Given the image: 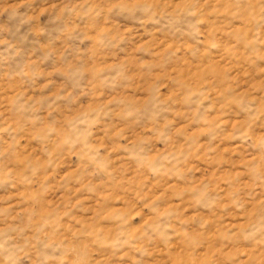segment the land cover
I'll list each match as a JSON object with an SVG mask.
<instances>
[{"label": "rangeland", "instance_id": "obj_1", "mask_svg": "<svg viewBox=\"0 0 264 264\" xmlns=\"http://www.w3.org/2000/svg\"><path fill=\"white\" fill-rule=\"evenodd\" d=\"M0 264H264V0H0Z\"/></svg>", "mask_w": 264, "mask_h": 264}]
</instances>
